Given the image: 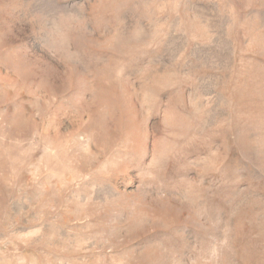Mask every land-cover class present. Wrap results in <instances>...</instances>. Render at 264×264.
Instances as JSON below:
<instances>
[{"label": "rangeland", "instance_id": "374dc122", "mask_svg": "<svg viewBox=\"0 0 264 264\" xmlns=\"http://www.w3.org/2000/svg\"><path fill=\"white\" fill-rule=\"evenodd\" d=\"M0 264H264V0H0Z\"/></svg>", "mask_w": 264, "mask_h": 264}]
</instances>
